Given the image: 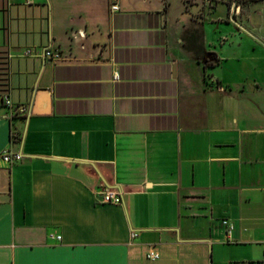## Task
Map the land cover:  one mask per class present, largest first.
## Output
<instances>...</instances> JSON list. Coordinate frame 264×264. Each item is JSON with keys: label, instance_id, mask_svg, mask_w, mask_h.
Segmentation results:
<instances>
[{"label": "crops", "instance_id": "1", "mask_svg": "<svg viewBox=\"0 0 264 264\" xmlns=\"http://www.w3.org/2000/svg\"><path fill=\"white\" fill-rule=\"evenodd\" d=\"M116 1L0 0V264H264V0Z\"/></svg>", "mask_w": 264, "mask_h": 264}, {"label": "built area", "instance_id": "2", "mask_svg": "<svg viewBox=\"0 0 264 264\" xmlns=\"http://www.w3.org/2000/svg\"><path fill=\"white\" fill-rule=\"evenodd\" d=\"M28 2L30 0H27ZM208 5H211L212 3L218 1V0H204ZM111 10L117 11L119 10V4L116 0H113L111 4ZM56 53L53 52L51 49H47L44 52L45 56L53 57ZM3 103L8 107L10 112V117L13 118L16 115H22L26 112V107L23 105H13L8 97H4ZM14 135V132H12V136ZM1 158L7 162L12 164L15 161H18L21 159V154L19 152H12L8 149H4L1 152ZM99 201L102 203H112V204H120L122 202V191L116 188L108 187L106 185H102L98 191H97ZM224 223L227 226V233L230 234L232 230V225H230L228 222L224 221ZM56 239H60V236H55ZM158 253L154 251H150L147 253L146 257L148 259H157Z\"/></svg>", "mask_w": 264, "mask_h": 264}, {"label": "water", "instance_id": "3", "mask_svg": "<svg viewBox=\"0 0 264 264\" xmlns=\"http://www.w3.org/2000/svg\"><path fill=\"white\" fill-rule=\"evenodd\" d=\"M32 113H35L34 110H32Z\"/></svg>", "mask_w": 264, "mask_h": 264}, {"label": "trees", "instance_id": "4", "mask_svg": "<svg viewBox=\"0 0 264 264\" xmlns=\"http://www.w3.org/2000/svg\"><path fill=\"white\" fill-rule=\"evenodd\" d=\"M245 1H248V0H245ZM250 1V0H249Z\"/></svg>", "mask_w": 264, "mask_h": 264}]
</instances>
